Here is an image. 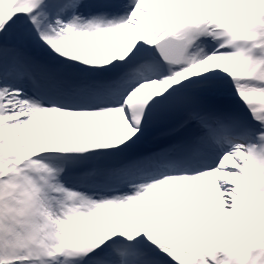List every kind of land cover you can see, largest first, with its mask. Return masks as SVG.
Instances as JSON below:
<instances>
[{
  "label": "snow or ice",
  "instance_id": "6c2138e0",
  "mask_svg": "<svg viewBox=\"0 0 264 264\" xmlns=\"http://www.w3.org/2000/svg\"><path fill=\"white\" fill-rule=\"evenodd\" d=\"M0 264H264V0H0Z\"/></svg>",
  "mask_w": 264,
  "mask_h": 264
}]
</instances>
